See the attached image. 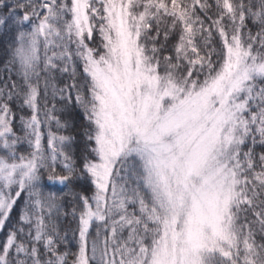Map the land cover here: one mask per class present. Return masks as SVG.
<instances>
[{
    "label": "snow or ice",
    "instance_id": "snow-or-ice-1",
    "mask_svg": "<svg viewBox=\"0 0 264 264\" xmlns=\"http://www.w3.org/2000/svg\"><path fill=\"white\" fill-rule=\"evenodd\" d=\"M0 264H264V0H0Z\"/></svg>",
    "mask_w": 264,
    "mask_h": 264
}]
</instances>
